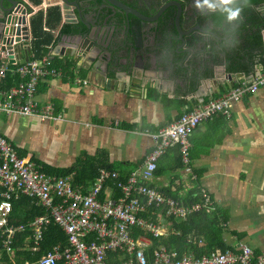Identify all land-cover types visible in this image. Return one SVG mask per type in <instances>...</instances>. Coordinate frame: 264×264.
<instances>
[{
    "label": "crops",
    "instance_id": "obj_1",
    "mask_svg": "<svg viewBox=\"0 0 264 264\" xmlns=\"http://www.w3.org/2000/svg\"><path fill=\"white\" fill-rule=\"evenodd\" d=\"M23 2L33 8L32 15L26 16L30 52L38 59L75 63L68 72L58 70L60 76H47L36 87L38 107L50 106L53 118L41 120L0 112L2 137L19 157L30 159L49 176L66 177L45 173L44 166L69 169L89 158L98 172L105 170L104 165L112 166L116 170L108 172H117L125 180L142 167L153 149L152 135L159 129L241 82H253L264 71V0H207L205 4L194 0V5L184 4L186 11L211 12L223 23V27L219 24L213 28L220 40L195 32L196 42L188 41L181 47L178 41L180 52L167 58L157 53L156 41L148 36L140 37L137 47L130 36L125 39L126 33H120L122 15L102 14L95 20V14L85 12L87 18L97 21L92 31L95 38L108 37L123 43L119 65L107 58L92 63L86 58L58 54L61 47L63 53L74 47L70 36L79 33L81 27L85 31L76 7L61 0ZM78 3L82 10L83 2ZM53 7H58L59 13L51 10L46 16ZM40 14L41 39L51 37L52 46L47 47L46 55L39 56L34 50L32 22ZM183 23L189 27L185 20ZM65 25H73L77 32L61 33ZM175 35L171 28L168 37ZM189 143L191 176L184 174L179 150L174 147L159 158L157 175L149 185L167 196L165 190L178 194L186 202L190 192L199 199L204 190L212 201L211 212L218 219L219 239L226 250H237L244 244L254 257L264 260V87L233 102L228 117L217 114L201 123L190 135ZM73 175L68 176L74 185L84 187L97 177L84 185L76 184ZM173 222L182 221L169 218L164 224L179 233ZM51 224L55 225L47 227ZM138 232L145 233L137 230L134 235ZM174 232L158 236L145 233L150 239L149 251L165 247L154 246L153 238ZM187 240L192 247L205 246L203 236L194 231ZM65 244L66 238L53 246Z\"/></svg>",
    "mask_w": 264,
    "mask_h": 264
},
{
    "label": "built area",
    "instance_id": "obj_2",
    "mask_svg": "<svg viewBox=\"0 0 264 264\" xmlns=\"http://www.w3.org/2000/svg\"><path fill=\"white\" fill-rule=\"evenodd\" d=\"M8 73L21 76L23 82L5 91L1 82ZM60 75V71L50 67L48 57L38 59L30 50L24 63H20V58L14 57L11 62L1 57L0 112L41 120L53 118L50 106L38 107L35 93L42 79ZM262 87L264 71L253 82H241L223 95L183 113L152 135L153 149L138 171L122 180L117 172L100 170L88 187L74 185L69 176L44 174L30 159L19 157L0 133V233L4 235V248L12 253L15 233L28 229L26 242L29 250L36 253L47 225L54 223L64 231L66 244L53 246L34 264H264L244 244L237 250L215 249L201 256L193 252L179 254L164 246L149 251L150 239L145 234L174 232L170 224L168 227L164 224L169 218L184 221L199 211L211 212L212 201L204 190L199 199L186 202L149 185L154 180L159 158L166 150L178 148L184 174L191 176L188 155L192 132L217 114L228 117L233 102ZM20 196L31 199L44 213L26 223H11V201ZM153 215H157V221L152 220ZM137 230L145 233L134 235Z\"/></svg>",
    "mask_w": 264,
    "mask_h": 264
},
{
    "label": "water",
    "instance_id": "obj_3",
    "mask_svg": "<svg viewBox=\"0 0 264 264\" xmlns=\"http://www.w3.org/2000/svg\"><path fill=\"white\" fill-rule=\"evenodd\" d=\"M185 0H171L162 6H154L150 2H144L142 5L147 15H143L136 9L126 5L119 0H105V2L113 9L121 12L124 16L122 22L124 26L120 28V33L125 34V39L130 36L134 44L137 47V41L139 38H145L148 36L156 41L157 53L160 52L162 57L167 58L170 53L171 38L168 37V22L160 20L163 11L173 6L175 8V14L173 17V28L176 33V40L181 42V47L187 45L188 41L196 42L197 33L211 35L218 40L220 37L213 31V28L224 24L213 18L211 12L202 14L192 13V11H186L183 7L191 6L189 1ZM205 4L207 0H202ZM61 2L68 6L77 8L78 19L85 27L83 32L80 29L79 33L70 36V40H73L74 47L69 48L68 51L63 53L62 47L59 50V55L72 58H86L87 61L92 63L98 59L107 58L109 61L119 65L121 61L120 52L123 49V43H115L114 39L95 38L92 34L93 28L97 26V21L84 18L81 14L80 4L76 1L61 0ZM156 3V2H155ZM100 11V10H99ZM33 8L24 3L23 0H0V59L1 57L8 58L13 62V58H20V63L28 61L29 51V32L26 26V16L32 15ZM101 12H97L98 15ZM137 18L141 21L140 24H133L132 19ZM183 20L189 25L185 28ZM191 42V43H192ZM190 43V42H189ZM59 44V43H58ZM22 58V59H21Z\"/></svg>",
    "mask_w": 264,
    "mask_h": 264
},
{
    "label": "trees",
    "instance_id": "obj_4",
    "mask_svg": "<svg viewBox=\"0 0 264 264\" xmlns=\"http://www.w3.org/2000/svg\"><path fill=\"white\" fill-rule=\"evenodd\" d=\"M69 1H81V0H69ZM39 4V2H36ZM93 2L91 3V5ZM53 10L59 13L58 7H53L47 10L46 16H48L49 12ZM172 16L167 15V21H170ZM48 23V18L46 19V24ZM40 28V31L37 29ZM173 29V27H172ZM169 31L171 28L169 26ZM42 15H38L35 17L32 22V34L33 38L36 40L35 42V51L40 55H46L48 53V46H52L51 37L41 39L42 34ZM77 32L76 27L73 25H65L62 27L61 33L66 34H74ZM36 56V55H35ZM37 58V57H36ZM75 66V63L65 62L62 63L58 59L54 58L50 60V67L55 70H63V72H68ZM62 72V71H61ZM3 86V90H8L12 87H16L19 83V77L16 74L8 73L5 79L1 82ZM1 86V87H2ZM178 158V163H179ZM92 160L89 158H83V160L78 163L76 167H72L69 169L62 170H51L49 167L44 166L43 171L47 174H53L57 176H68L73 175L76 184H90L94 178L98 174V170L93 166ZM180 164V163H179ZM103 169L107 171L116 170L115 167L104 165ZM157 175V171L155 173ZM166 194L172 197H178V194L173 192H169L165 190ZM1 193V190H0ZM190 192L187 195V199L189 202L197 200L198 198L192 197ZM2 201V197L0 195V203ZM12 209L10 221L14 224L26 223L32 220L36 215L42 214L44 212L43 208L37 207L34 205L31 199L26 196H20L18 199L11 201ZM158 213V211H157ZM157 215L152 216L153 219H156ZM219 222L216 215L213 212L207 213L205 211H199L190 215L185 221L182 222H173V228L179 233H169L165 237L153 238V245L157 246L160 244L165 245V247L169 250H175L179 254L187 253L190 250H193L196 256H201L203 254H207L215 249H219L221 251H226L225 245L219 239L220 227ZM194 231L198 235L203 236L205 239V246L203 247H192L190 243H188L187 235ZM29 230L26 229L22 232H16L13 238L12 244V253H8L4 248L3 240L4 235L0 233V264H34L40 258L41 254L44 251H47L51 246L62 242L66 238L65 233L60 229V227L56 225H49L44 233V239L41 244V250L39 252L33 253L29 250V242H26L28 238Z\"/></svg>",
    "mask_w": 264,
    "mask_h": 264
},
{
    "label": "flooded vegetation",
    "instance_id": "obj_5",
    "mask_svg": "<svg viewBox=\"0 0 264 264\" xmlns=\"http://www.w3.org/2000/svg\"><path fill=\"white\" fill-rule=\"evenodd\" d=\"M81 1L83 2L82 6H81V8H82L81 14L83 15L84 18H87L85 16V12L88 15H94V14L96 15L97 12H101L100 15L103 14L105 17L108 16V15H111V14L115 15L116 13H118V14L123 16V14L121 12L119 13L118 10L111 8L105 2V0H81ZM119 1H121V2L125 3L126 5L136 9L137 11L142 13L143 15H147L148 13L145 11V9H144V7L142 5L144 2H150L152 4H155L154 5L155 7L156 6L159 7V6H162V5H164L165 3H167V2H169L171 0H119ZM188 1H189V3L191 5H194V0H188ZM76 2H80V1H76ZM92 2H93V4L91 5ZM192 8H194V7H192ZM168 14L170 16H172L170 21H167V15ZM174 14H175V8L173 6H169L163 11L161 18H159L160 20L168 22V35H169V26H170V28L173 27ZM95 15H94L93 18H95ZM100 15H98V18H99ZM96 17H97V15H96ZM129 18L132 19V22L135 25L141 23V21H139L137 18H133L132 16H129ZM83 28H85V27H83ZM80 29H82V27ZM80 29H79V32H80ZM82 31H83V29H82ZM173 37L174 38H171V43H170V47L172 45V49L169 48V50H170L169 56L170 57L173 56L172 54L180 52L178 50L179 42H178V40H176V35L173 36ZM172 39L174 40V44L172 43Z\"/></svg>",
    "mask_w": 264,
    "mask_h": 264
},
{
    "label": "clouds",
    "instance_id": "obj_6",
    "mask_svg": "<svg viewBox=\"0 0 264 264\" xmlns=\"http://www.w3.org/2000/svg\"><path fill=\"white\" fill-rule=\"evenodd\" d=\"M236 15H238V12L236 13Z\"/></svg>",
    "mask_w": 264,
    "mask_h": 264
}]
</instances>
